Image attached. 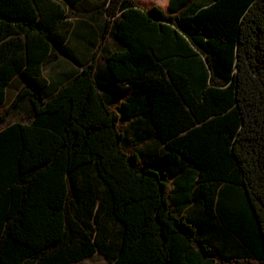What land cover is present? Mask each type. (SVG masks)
<instances>
[{"label":"trees","instance_id":"obj_1","mask_svg":"<svg viewBox=\"0 0 264 264\" xmlns=\"http://www.w3.org/2000/svg\"><path fill=\"white\" fill-rule=\"evenodd\" d=\"M173 1L0 0V264H264V0Z\"/></svg>","mask_w":264,"mask_h":264},{"label":"crops","instance_id":"obj_2","mask_svg":"<svg viewBox=\"0 0 264 264\" xmlns=\"http://www.w3.org/2000/svg\"><path fill=\"white\" fill-rule=\"evenodd\" d=\"M134 1L142 8H150V7L154 6V0H134ZM164 2H163V5L161 8L164 9L165 11L169 12L170 7L173 10L177 9V4L174 1L171 4H170V0H167L165 3ZM93 35L94 34H92V36ZM104 42L107 43L108 45H110L111 47H117L115 39L112 38L110 35H107L104 38ZM68 52L75 57L78 56L77 53L73 50V46L69 47ZM51 68H53V74H51V75L45 74L47 77H49V79L52 76H59L62 73L71 71L72 65L67 58L60 56L53 63V65H51ZM45 71H44V73H45ZM104 86L106 87V90H105L106 99L111 100V101H115L116 105H119L121 103V101L115 100V98H114L115 96L119 95L120 89H118V86L114 82L110 83L109 81ZM142 103H143V97L138 94L137 97L133 99V103L131 104L130 107L131 108H139V107H141ZM134 118H135V126H133L131 133L135 134V136H136V134L143 135L146 132V127H144V125H143L144 119L140 116L134 117ZM95 255H99V254H94L91 257H93ZM91 257H89V258H91ZM89 258H86V259H84L80 262H76L74 264H79V263H81V262H83Z\"/></svg>","mask_w":264,"mask_h":264},{"label":"rangeland","instance_id":"obj_3","mask_svg":"<svg viewBox=\"0 0 264 264\" xmlns=\"http://www.w3.org/2000/svg\"><path fill=\"white\" fill-rule=\"evenodd\" d=\"M166 2L167 0H154V5H156V6H159V7H162V5H163V2ZM164 2V3H165ZM45 74L46 75H51V74H53V68H51V66H49L47 69H46V71H45ZM13 88H14V84H12L11 86H10V88H9V91H11V90H13ZM5 107V106H4ZM4 107H2L1 109H0V111H2V110H4ZM19 114V112L18 113H16V114H13V116H11V118H13L14 119V117L16 116V115H18ZM119 129L122 131V133H123V136H124V141H123V143H122V148L124 149V151H126V152H138V149H139V147L136 145V146H133V145H130V146H127V145H125V140H126V135H127V131H126V129L121 125V123H119ZM151 141V142H150ZM152 141H153V138H151L150 140H146V142H149V143H152ZM153 147H154V143H153ZM154 150V149H153ZM139 164H141V165H144V162H143V159L141 158V157H139ZM169 203V202H168ZM79 264H107V262L105 261V259L102 257V256H100V255H95V256H93V257H91V258H89V259H87V260H85V261H83V262H81V263H79Z\"/></svg>","mask_w":264,"mask_h":264}]
</instances>
